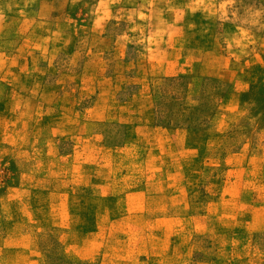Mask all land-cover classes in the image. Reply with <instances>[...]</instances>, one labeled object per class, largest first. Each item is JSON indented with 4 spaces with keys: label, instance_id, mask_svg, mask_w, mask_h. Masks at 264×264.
Returning a JSON list of instances; mask_svg holds the SVG:
<instances>
[{
    "label": "rangeland",
    "instance_id": "1",
    "mask_svg": "<svg viewBox=\"0 0 264 264\" xmlns=\"http://www.w3.org/2000/svg\"><path fill=\"white\" fill-rule=\"evenodd\" d=\"M0 34V264H264V0H0Z\"/></svg>",
    "mask_w": 264,
    "mask_h": 264
},
{
    "label": "crops",
    "instance_id": "2",
    "mask_svg": "<svg viewBox=\"0 0 264 264\" xmlns=\"http://www.w3.org/2000/svg\"><path fill=\"white\" fill-rule=\"evenodd\" d=\"M12 18H17L15 16H13ZM11 23V22H9ZM9 25V24H7ZM8 27V26H6ZM12 26H9V28H11ZM13 31L14 28L12 29ZM18 35H4V34H0V44L3 45L1 46L0 45V54L3 53V54H7L9 51H11V49H15L16 46L20 43V41H22ZM17 38V39H16Z\"/></svg>",
    "mask_w": 264,
    "mask_h": 264
}]
</instances>
